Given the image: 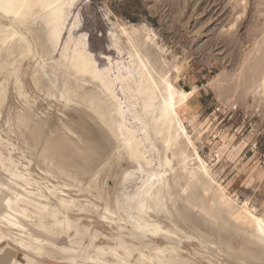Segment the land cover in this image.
Listing matches in <instances>:
<instances>
[{
    "label": "rangeland",
    "instance_id": "1",
    "mask_svg": "<svg viewBox=\"0 0 264 264\" xmlns=\"http://www.w3.org/2000/svg\"><path fill=\"white\" fill-rule=\"evenodd\" d=\"M30 6L21 21L0 10L30 27L42 51L35 57L17 36L0 44V263L71 264L61 251L75 249L115 264V240L133 242L129 224L119 232L117 204L146 184L141 217L164 231L146 242L176 247L189 264H264L253 220L264 221V0ZM57 8L64 24L56 44L47 19ZM78 46L94 75L72 67ZM142 63L157 86L152 109L126 87V79L141 81ZM168 85L184 130L170 151L155 130ZM180 155L199 173L192 183ZM35 238L45 242L42 258L19 242ZM137 255L122 256L134 264Z\"/></svg>",
    "mask_w": 264,
    "mask_h": 264
},
{
    "label": "bare ground",
    "instance_id": "2",
    "mask_svg": "<svg viewBox=\"0 0 264 264\" xmlns=\"http://www.w3.org/2000/svg\"><path fill=\"white\" fill-rule=\"evenodd\" d=\"M33 1L35 2L33 5H31V6L28 5V4L27 5L30 6V8L33 7V6H35L38 9L43 10V9L48 8V7L52 6L53 4H55L58 0H33ZM25 2H26V0H0V10H1V12L4 13V15L13 16V17H19V19L21 21V18H22V20L24 18V14L21 12V9L23 7H26V8L28 7V6H25L26 5ZM47 10H49V8ZM48 13H50V16L48 17V19L44 17V20L47 19V22H48L47 24H49L51 26L52 34H53V36L55 38V42L57 44V42L59 41L60 35H61V31H62V28H63V24H64L63 17L60 14L59 8L55 9L53 12L51 11V12H48ZM39 20H41V19H39ZM40 22H39V24H40ZM43 24H44V22H43ZM21 27H22L21 24L17 20L11 19V18L4 19V17L0 14V44L3 45L9 39H12V38H14V37L17 36L25 44L26 49L30 53H32L35 57L41 58L42 57V51L40 49V44H39L38 39L33 35V32L31 30V28L30 27H27L26 28L24 26L25 27L24 28L25 31H24V30H22ZM42 27H44V26H42ZM49 29L50 28H48V31H49ZM45 30H46V28H45ZM24 32H26V33H24ZM49 33H50V31H49ZM46 34H48V33H46ZM42 38H43V36H42ZM47 38H49V37L47 36ZM50 41H51V39H50ZM48 42L49 41H47V43ZM49 43H51V42H49ZM44 47H46V46H44ZM2 50L5 51V48L2 49ZM13 50H12V52H13ZM48 51H49V49H48ZM64 54L66 56V53H64ZM86 56L83 53L82 47H79V46L76 47L73 50V52H72V57H71L72 67L74 69H76V71L78 73H80L82 75L83 74H93L94 75V66L88 61V59H87ZM140 65H141V63H140ZM152 66L153 65L151 64V67ZM144 67H145V65H144V63H142V69H141L142 79H141V81L135 82V81H133L132 79L129 78V79H126L125 80L126 83H127V86L126 85L125 86L128 87L130 90H132L138 96H141V98L144 101L143 107L145 109H149V108L152 107L153 101H155L157 99V92H156L157 86H156V83H155V80L153 79V77L144 69ZM69 69H71V67ZM153 71L156 72V70H154V69H153ZM74 73H76V72H74ZM163 78H161V79H163ZM100 81H101V84L103 85V87H105V88H107V89L110 90V83L109 82L105 81L102 78H100ZM167 81L168 80L166 79V82ZM160 85L161 84L159 83V86ZM162 88H163V86H162ZM166 88H168V89H166V91H165V95H164V97L162 99V104H161L160 110L158 111V114H155V130H156V134H158V135L161 132L165 134V135L163 134L164 137H165L164 143H165L166 149L168 151H170L172 147H175L177 145V139H179L181 133H184V130H183L181 124H180V120L178 119L177 113L175 111V105H174V102H173V89L169 85ZM163 91H164V88H163ZM158 92H160V91L158 90ZM125 94H127V93H125ZM160 95H162V94H160ZM155 105H156V103H155ZM151 114H152V112H151ZM137 115H139V114H137ZM137 121H139V120L137 119ZM144 122H145V120H144ZM160 137H162V136H160ZM130 141H131V139H130ZM179 141H180V139H179ZM127 142H129V140H127ZM134 146H136V145H134ZM180 147H182V145ZM136 153H138V152H136ZM139 153H142V152H139ZM180 156H181L180 159H181V162H182V165H183V171L186 173V178H187L188 182L192 183V182H194L197 179V175L199 173L196 174L195 172H193V170H190L189 167H188L189 164L188 163H187L188 165L186 164V157L185 156H182V155H180ZM142 160H143V158H142ZM141 162L139 160H136V163L138 164L139 169H142L143 168V164ZM165 165H167L169 167L171 165V161L168 158H165ZM144 168H145V166H144ZM202 169H203L204 173L206 175H208L207 174V170L205 168H202ZM152 174H153V172H152ZM199 180H201V179H199ZM199 183H200V181H199ZM208 183H210V182H208ZM145 187H146V184H144V186L140 187L137 190L136 194H134L133 196H131L130 198H128L124 202H122V203H119L118 202V204H117V209L120 210L121 208H123V211L125 213V216L122 217L123 218L122 219V222H120V223L119 222H116L117 226L119 227V232L125 231V229H123V227L125 228L126 227L125 225H128L129 224L130 227H131V230L128 231L129 233H128L127 237L130 238V239H132L133 242L130 244L129 241H127L126 239H124L122 237H118L115 240L116 244H115V247L112 249V251H113L112 256L115 257V261H116L115 264H127L128 261L125 259V257L126 258H130V257H132V255L135 252L138 255H137L136 258L133 259L134 260V264H153V261H157L159 264H189V262L183 261V260H180L179 259L178 255H177V248L176 247H173V246L160 247V246H157V245H153L151 242H146V241L149 240L148 237L156 238L160 233H163L164 231L160 228L159 225H157V224H150L149 222H146L145 220H143L142 217H141V215L145 211V206H144L142 200L139 197L144 192ZM207 189H208V187H207ZM160 198H161V196H160ZM217 198H219V197H217ZM226 199L228 200V198H226ZM24 204H26L28 206H33L34 205L33 203L28 202V201H25ZM132 205H134L135 207L138 208V215L137 216H134L131 213V211L129 210V207H131ZM8 206H9V208H11L12 210H14L17 213H23L24 212V210H22L23 208L20 209L14 203H8ZM221 208H222V206H221ZM230 209L231 208H229L228 210H230ZM223 214L226 216V212H223ZM235 214L236 213H234V215H233V213H232L233 216H236ZM237 214H239V212ZM120 217H121V215H120ZM235 218H234V220H235ZM244 220H245V218H244ZM244 220H242V221H244ZM253 220L257 224V225H255V226H257L256 227V229H257L256 231L259 230V233H261L263 235V237H264V221L261 220V219H258L256 217H253ZM251 221L249 220V222H251ZM241 226H243V225H241ZM248 226H249V224H248ZM254 229H255V227H254ZM256 233L259 234L258 232H256ZM165 234H168V232L166 231ZM169 236H172V235H169ZM3 237H4V235L0 232V240ZM167 239H170V238L167 237ZM19 242H21L25 246V248H27L28 250L32 251V253L36 257L42 258L43 255L46 252V249H47L45 247V242L43 240H40V239H36L35 238V240H33L32 242H24V241H19ZM261 242L263 243L262 240H261ZM135 243H138V245H135ZM61 252L67 257V260H69L71 262V264H77L78 263V259L83 260V262H87V263H80V264H97L99 262H104V260H102L100 257L92 258L90 255H87V256H84V255L77 256V251L75 249H64ZM122 255H124L125 257L122 256ZM32 260L33 259H31V261ZM88 262H90V263H88ZM106 263H108V262H106ZM29 264H32V263H29Z\"/></svg>",
    "mask_w": 264,
    "mask_h": 264
},
{
    "label": "crops",
    "instance_id": "3",
    "mask_svg": "<svg viewBox=\"0 0 264 264\" xmlns=\"http://www.w3.org/2000/svg\"><path fill=\"white\" fill-rule=\"evenodd\" d=\"M1 264V263H0ZM3 264H6V263H3Z\"/></svg>",
    "mask_w": 264,
    "mask_h": 264
}]
</instances>
